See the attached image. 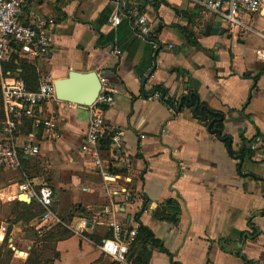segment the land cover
<instances>
[{
  "label": "crops",
  "instance_id": "crops-1",
  "mask_svg": "<svg viewBox=\"0 0 264 264\" xmlns=\"http://www.w3.org/2000/svg\"><path fill=\"white\" fill-rule=\"evenodd\" d=\"M30 12L53 20L51 48L43 57L16 49L6 70L25 85L69 71L106 77L114 102L104 118L114 132L100 143L104 175L82 148L89 107L45 101L42 117L56 122L51 135L20 119L16 145L39 151L2 173L0 264H114L104 247L115 248L106 213L115 204L118 221L148 227L167 251L153 249L148 264H264V10L250 17L254 30L227 28L191 0H28L22 23ZM140 13L155 26L151 36L134 28ZM189 89L222 114L227 146L213 123L176 110ZM25 182L53 191L61 223L42 235L30 214L41 206L19 199ZM125 192L132 196L122 202ZM167 199L179 209L176 223L154 216Z\"/></svg>",
  "mask_w": 264,
  "mask_h": 264
},
{
  "label": "built area",
  "instance_id": "built-area-1",
  "mask_svg": "<svg viewBox=\"0 0 264 264\" xmlns=\"http://www.w3.org/2000/svg\"><path fill=\"white\" fill-rule=\"evenodd\" d=\"M28 0H0V111L4 118L0 122V169L12 171L20 167L22 155H36L39 148L29 144L19 148L14 140L20 119L27 118L34 130L42 129L45 135H51L56 128V122L42 117L40 106L45 101L55 98L52 78L42 76L35 89H29L18 78L10 75L4 69V62L16 49H22L29 55L43 57L51 48L48 24L52 19L38 18L32 12V21L22 23L20 15ZM122 4L126 0H115ZM194 4L207 12L220 17L227 28L254 30L250 17L264 10V0H191ZM121 20L120 11L113 14L111 24L117 25ZM133 24L141 37H148L154 33L155 26L146 13L135 15ZM171 47V46H169ZM115 53H120L115 50ZM100 89L89 107V120L84 134L82 148L89 149L94 156V163L106 175L107 165H103L100 157V143L104 141L114 129L104 118V110L114 102V89L108 79L99 75ZM116 132V131H115ZM120 135L119 133H117ZM18 190L33 198L42 208V212L35 217L34 228L38 235H42L50 227L60 224L61 219L52 209L53 191L49 185L42 184L38 190L30 188L25 182L18 185ZM131 193L125 192L122 202L131 199ZM121 205L115 204L106 209L111 218L107 225L111 230L115 244L109 253L116 264H130L128 251L134 241L136 228L128 227L115 218V212ZM4 226L0 231L5 232Z\"/></svg>",
  "mask_w": 264,
  "mask_h": 264
},
{
  "label": "trees",
  "instance_id": "trees-1",
  "mask_svg": "<svg viewBox=\"0 0 264 264\" xmlns=\"http://www.w3.org/2000/svg\"><path fill=\"white\" fill-rule=\"evenodd\" d=\"M6 70V68L4 67ZM172 73L175 72L178 75H186V72L182 69H174L171 70ZM37 84L29 85L28 82L26 83V87L29 89H35ZM159 92L162 95H165L166 90L163 88H158ZM164 102L170 106H174V101L170 98H164ZM183 108H190L195 117H197L199 120L203 121L205 125L208 124V122H213V128L218 129L220 132V135L222 137V142L225 146L228 144V138L226 135H222V114H220L217 111L211 110L208 107H206L202 101H200L199 96L195 91L189 89L186 95L182 96L180 101H178L176 105V110H181ZM2 112L0 111V120L2 121L3 116ZM107 140V139H105ZM104 140V141H105ZM102 142V141H101ZM54 210V208H53ZM178 207L176 205V202L172 199H167L165 200L164 204L162 206H159L158 209L156 210L154 216L158 220H167L171 221L173 223L177 222V215H178ZM31 218H35L38 214L35 213H30ZM29 214V215H30ZM45 233V232H44ZM43 233V234H44ZM66 233V230H60V232L57 233V236L63 235ZM89 236L88 234H86ZM109 237V236H106ZM108 250V253H111L113 250L106 249ZM153 249H157L161 253L167 254V251L162 247L160 240L157 239L153 232L146 226L140 224L138 228H136V235L134 237V241L132 245L129 248L128 251V259L130 260V264H148L149 259L151 257V253ZM168 255V254H167ZM116 264V263H115Z\"/></svg>",
  "mask_w": 264,
  "mask_h": 264
},
{
  "label": "water",
  "instance_id": "water-1",
  "mask_svg": "<svg viewBox=\"0 0 264 264\" xmlns=\"http://www.w3.org/2000/svg\"><path fill=\"white\" fill-rule=\"evenodd\" d=\"M53 86L57 100L88 107L94 102L100 89L99 74L95 71H69L66 77L53 80ZM212 123L210 122L209 127ZM213 132L219 135L218 130L215 129ZM21 197L28 198L26 194L22 193L19 195V199Z\"/></svg>",
  "mask_w": 264,
  "mask_h": 264
},
{
  "label": "rangeland",
  "instance_id": "rangeland-1",
  "mask_svg": "<svg viewBox=\"0 0 264 264\" xmlns=\"http://www.w3.org/2000/svg\"><path fill=\"white\" fill-rule=\"evenodd\" d=\"M0 122H1V120H0ZM4 171L2 170V169H0V187H2V173H3ZM6 172V171H5ZM7 173V172H6ZM42 184H46V185H49V184H47V183H42ZM39 215V214H38ZM111 260H112V262H114L113 261V259L111 258ZM114 264H115V262H114Z\"/></svg>",
  "mask_w": 264,
  "mask_h": 264
},
{
  "label": "bare ground",
  "instance_id": "bare-ground-1",
  "mask_svg": "<svg viewBox=\"0 0 264 264\" xmlns=\"http://www.w3.org/2000/svg\"><path fill=\"white\" fill-rule=\"evenodd\" d=\"M20 199H24V200H26L27 198H26V197H21Z\"/></svg>",
  "mask_w": 264,
  "mask_h": 264
}]
</instances>
